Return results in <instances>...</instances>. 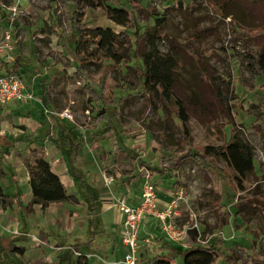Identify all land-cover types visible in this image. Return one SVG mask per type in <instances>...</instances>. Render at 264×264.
<instances>
[{
  "label": "rangeland",
  "instance_id": "obj_1",
  "mask_svg": "<svg viewBox=\"0 0 264 264\" xmlns=\"http://www.w3.org/2000/svg\"><path fill=\"white\" fill-rule=\"evenodd\" d=\"M73 1L0 0L1 71L19 74L36 94L35 107L21 113L27 125L20 121L24 118L6 115V108L16 103L0 105V138H5L0 139V188L7 195L0 196V264L72 261L42 257L43 249L46 257L55 251L44 242L48 236L53 243L50 233L31 238L22 232L26 220L32 218L36 223L42 218L46 227L49 219L45 210L38 214V204L33 213L26 212L33 197L25 163L33 155L44 156L56 174L64 175L68 194L79 192L91 198L98 214L103 211L101 206L107 213L115 209L123 213L121 203L142 206L146 185L151 184L155 194L152 211L173 205L178 213L175 228L188 235L187 246L166 237L167 243L185 250L205 245L211 238L221 239L225 251L243 245L264 256V224L259 213L237 206L256 190L257 198L264 201V72L259 65L264 35L245 30L264 25V0H237L219 19L213 1L111 0L112 6L129 11L135 22L124 27L110 20L104 9L83 7L78 19L82 36L75 31ZM135 8L149 20H140ZM155 23L161 34L160 51L170 53L176 62L170 106H185L193 146H225L236 136L253 146L254 172L242 187L229 188L221 200L216 201L209 172L197 160L190 157L170 166L182 150L181 122L162 95L136 75V68H143L135 52L139 36ZM97 28L119 34L115 45L119 60L99 48L97 39L88 33ZM141 42L145 49L146 41ZM127 48H131L128 56ZM89 87L103 95L106 103L90 97ZM103 106L107 112L100 117ZM56 139L65 152L55 149ZM70 154L82 174L80 183L67 169ZM215 164L235 175L221 158ZM72 194L69 206L78 204ZM17 195L24 205L22 211L12 200ZM154 227L161 232L152 215H144L139 253L140 257L145 249L148 253L140 264H152L151 255L164 241L151 231ZM61 247L80 254L74 245ZM174 263L183 264V258L175 256ZM217 264L224 263L219 260Z\"/></svg>",
  "mask_w": 264,
  "mask_h": 264
},
{
  "label": "trees",
  "instance_id": "obj_2",
  "mask_svg": "<svg viewBox=\"0 0 264 264\" xmlns=\"http://www.w3.org/2000/svg\"><path fill=\"white\" fill-rule=\"evenodd\" d=\"M111 0H74L75 10L73 12V19L75 21L76 34L82 36L83 30L78 23L79 17L83 14L81 9L83 7L92 9H104L107 11L108 18L115 23L128 27L135 22L134 16L129 11L123 8H117L112 6ZM137 1V0H136ZM139 1V0H138ZM210 1L215 2L214 9L218 18L225 17L226 8L229 4L237 0H224L214 1L207 0V4ZM137 10L136 15L142 21L149 20L148 17L142 16L141 9ZM157 20V19H156ZM247 33H253L254 36L264 35V25L256 29H245ZM253 30V31H252ZM88 33L93 38L97 39L99 48L105 50L113 59L119 60L117 52L115 51V45L117 42L118 33H115L112 29L97 28L91 30ZM161 38V34L158 30L157 23L148 25L142 35L139 36V41L136 45L135 52L137 57L142 59L143 68H136V75L140 78L144 85L151 86L157 90L163 97L166 106H170V100L172 97V86L175 80L174 67L175 58L170 53H162L158 47L157 41ZM146 41V48H143V42ZM119 44V43H118ZM131 48L126 49L127 56L129 55ZM259 65L264 72V52L259 58ZM88 93L90 97L97 98V100H103L106 103V98L103 95H99L92 87H89ZM202 94V92L200 91ZM204 98L205 95L203 94ZM170 111L176 114V117L181 122V146L182 150L176 155V158L170 165L171 167L178 166L188 158H193L199 163L203 164L208 170L213 184V189L216 195V201L221 200L223 195L228 194L232 187H242L244 180L248 175L254 172V149L253 146L244 138L235 137L234 140L225 146H205L194 147L192 144V136L190 134V128L188 125L189 116L186 113L185 106L183 104H176L169 108ZM106 107L103 106L99 110L100 117L105 116ZM1 144V142H0ZM59 150L64 151L61 143L58 139L54 143ZM65 152V151H64ZM63 153V152H62ZM127 157L129 154H126ZM218 158H221L228 168L234 173L231 176L228 172H224L219 169L215 162ZM133 159V158H132ZM26 167L29 172V184L32 193V204H39L42 208H46L51 203L68 201L72 199V196L68 194L63 182L58 174L52 169L50 163L42 155H33L27 158ZM68 164L70 166L73 177L78 180H82L81 172L75 167L72 154L68 155ZM145 165V164H144ZM235 184H232V182ZM227 183L228 187H225ZM253 192L251 198H248L244 203H240L238 207H246L252 211L258 212L261 224H264V201L257 198ZM0 196L6 197L0 188ZM14 200L21 211L24 209V205L20 203L19 196H15ZM2 206L5 204L1 203ZM29 208H26L28 212ZM209 239L205 245H197L186 248L183 252V264H217L219 260H222L224 264H264V256L256 255L250 252L245 246L237 245L231 247L225 251L223 249L224 241L221 239L213 240ZM193 240H197V236L193 234ZM75 264H91L86 255H79ZM152 264H172L167 256H159L154 258Z\"/></svg>",
  "mask_w": 264,
  "mask_h": 264
},
{
  "label": "crops",
  "instance_id": "obj_3",
  "mask_svg": "<svg viewBox=\"0 0 264 264\" xmlns=\"http://www.w3.org/2000/svg\"><path fill=\"white\" fill-rule=\"evenodd\" d=\"M7 72H12V70L9 69V71ZM34 107L35 106L33 102L25 104L22 103L6 108V110L8 109V111L5 110V112L6 115H9L13 118H24V120L20 121L21 123H23L22 125H27L24 124L26 118L21 113L25 111L28 113L29 111H31L30 108ZM0 139L5 140V138ZM57 148L58 147L55 145V149ZM52 151L53 150H51V153ZM66 165L67 169L73 176V173L71 172L70 166L68 164V159ZM62 176L59 175L61 181L65 186V181ZM75 181H77V183H80V180L78 179H75ZM72 195H75V197L78 199V204H71V206H69V204H67V201H62L51 203L45 209H43L41 205L38 204V206L40 207L38 214H42L45 210L49 217L47 221L48 224L45 227L43 225L42 218L40 219V221L36 220V223L31 218L29 220H26V222L24 223V230H22L23 234L31 238H36L37 236L40 238L41 235L45 237L47 233H50L53 236L52 239H54L55 244H53L54 241H52L53 243H51L48 236L44 239L45 244H47L51 250H55L52 252V256L49 255L48 257H46L45 255H47V250L43 249L45 255H43L42 257H44V259L46 260L47 258H49L50 260L56 262V260L58 259L71 258L72 261L70 264H75L79 255H86L91 264H122L124 255L126 254V248L123 245L121 238L122 222L124 220L123 213L116 209L115 211H113V213H107V210L104 209V206H101L103 211L98 214V209L92 206L93 202L91 198L88 199V196L83 197L79 192H76ZM12 200L14 203H16L14 197L12 198ZM27 205L29 208L28 213H33V206L35 204L31 203V205ZM35 210L36 212L38 211L37 208H35ZM54 212H57V214H55ZM52 216H59V220H56V217L51 219ZM154 225L156 226V224ZM63 230L64 234H60V231ZM151 231L158 234L160 236V239L164 240L162 242H159L160 245L156 248V253H153L151 257L155 258L156 255L162 257L167 256L172 264H175V256L178 255L183 258V248L180 249L178 245L167 243V240L164 239L166 237L160 231H158L156 227L151 228ZM116 240L118 242H116ZM147 240L150 241L151 237ZM65 244L76 246L73 249L77 252H80V254L74 255L70 251H64V249L62 250L63 247L61 246H64ZM36 245L37 244L34 243L33 247ZM56 246L58 247V249L55 248ZM141 253L143 254L141 258L144 259L147 257L148 251L145 249ZM49 259L48 261H50ZM38 261L40 260H36L34 263Z\"/></svg>",
  "mask_w": 264,
  "mask_h": 264
},
{
  "label": "built area",
  "instance_id": "obj_4",
  "mask_svg": "<svg viewBox=\"0 0 264 264\" xmlns=\"http://www.w3.org/2000/svg\"><path fill=\"white\" fill-rule=\"evenodd\" d=\"M35 100L36 94L28 88L19 74L2 72L0 66V105L25 104ZM154 195L153 185L147 184L143 193L145 202H143L142 206L132 207L121 203V210L124 214L121 238L126 248L122 264L141 263L139 235L144 215L146 214L152 215L153 219L158 222L160 230L165 237L175 243L186 245L184 240L188 238L187 233L175 228V220L178 216L177 211H174L173 205H171L164 210L153 212L151 207L154 204ZM147 206L150 208H146Z\"/></svg>",
  "mask_w": 264,
  "mask_h": 264
}]
</instances>
